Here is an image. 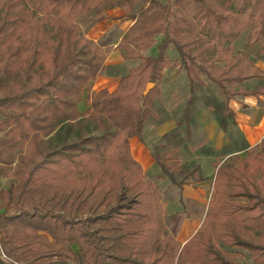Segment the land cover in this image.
I'll use <instances>...</instances> for the list:
<instances>
[{
    "label": "trees",
    "instance_id": "1",
    "mask_svg": "<svg viewBox=\"0 0 264 264\" xmlns=\"http://www.w3.org/2000/svg\"><path fill=\"white\" fill-rule=\"evenodd\" d=\"M171 1L136 10L135 0H0V176L18 180L0 187V264H246L244 252L264 264V139L252 147L243 134L231 136L220 151L198 143V155L215 158L214 193L185 244L168 227L157 185L132 156L129 139L145 143L141 103L152 107L164 69L179 66L169 62L170 48L188 81L178 121L187 132L207 109L229 133L237 117L231 101L264 96L257 65L264 0ZM116 8L133 22L120 46L125 60L139 64L127 72L106 65L108 49L81 35L77 23L92 10ZM244 32L254 55L234 52ZM156 35L163 36L158 53L144 55ZM103 73L118 77V88L101 90L82 115L83 90ZM253 79L257 87L242 86ZM170 136L178 149L175 129L151 156L183 204L185 186L206 178L196 160L181 164L173 156Z\"/></svg>",
    "mask_w": 264,
    "mask_h": 264
},
{
    "label": "rangeland",
    "instance_id": "2",
    "mask_svg": "<svg viewBox=\"0 0 264 264\" xmlns=\"http://www.w3.org/2000/svg\"><path fill=\"white\" fill-rule=\"evenodd\" d=\"M151 0H135L136 10L145 9ZM164 5H171V0H157ZM119 9V8H116ZM110 11V10H109ZM120 16L114 13L97 12L95 10L90 11L84 18L78 20L77 23L80 27L79 33L88 39L103 43L108 49L107 58L105 64L114 67L115 69L127 72L132 67L139 64L137 61H127L124 58L125 49L122 44L123 38L126 36L128 30L133 25V22L127 19L124 12L119 9ZM155 44L149 49L143 51L146 56L156 55L158 53V46L163 40L162 35H156ZM248 40V33L241 34L239 39L234 43V52H249L255 54L254 51L249 50L246 47ZM120 46V47H119ZM137 49V48H136ZM167 58L169 62H177L178 67H166L164 69V77L157 84L155 92L150 94V97L154 99L153 106L148 107L146 103H141L145 110V130L143 132L144 146L150 152L154 144H162L165 142L162 137L165 134L177 129L180 132V143L177 150L176 142L171 139L170 149L173 150V156L177 158L181 164L188 163L192 160H196L202 167L203 176L206 178L203 184L199 183L195 185L196 189L201 188L205 192L213 194V181L215 175V168L213 162L215 158L200 156L197 153L198 143L210 146L213 149L220 151L230 143L231 136L237 138L238 141L241 138V134H244L242 127H250L254 129L258 126L264 129V98H252L246 101L245 98L239 97L236 100L231 101V107L236 111V123L230 122L229 133H224L218 125L216 116L207 109H202L197 115V122L190 127L189 132L187 128L178 127V121L182 117L183 109L186 106V101L189 97L188 81L183 67L180 65V59L177 52L170 48L167 51ZM257 65L264 69V60H257ZM103 76L108 80H112L109 84L103 83L101 78L99 82H91L88 87L83 90L81 102L78 105V110L82 115H86L90 105V100L97 95L100 90L111 91L115 87V83L119 81L118 77L100 74L98 77ZM98 77L96 79H98ZM207 86L210 89L211 94L215 95L219 100H223L219 90L208 80H206ZM260 81L253 79L250 82L244 83L242 86L255 88ZM264 85V83L261 82ZM105 86H107L105 88ZM105 88V89H103ZM264 97V96H263ZM1 118V117H0ZM97 132H94L96 134ZM5 131L0 132V138H3ZM232 140V139H231ZM263 141V140H262ZM240 144V143H239ZM260 145V144H258ZM257 145V146H258ZM137 152V156H140ZM243 155V153H240ZM218 160L225 161L228 156L223 157L220 154L217 157ZM16 162L7 167L8 174L13 173ZM148 179L153 181L161 195L162 201L165 203V210L168 215V227L170 229L177 228L178 233L183 224L188 223L190 215L202 214L204 207L194 201L185 200L183 204L179 202L178 198L175 201H169L170 199L168 190L171 184L163 175V173L153 174V172L145 171ZM18 180L12 177L0 176V187L8 189L12 184H17ZM199 186V187H198ZM177 194V191H176ZM209 196V197H210ZM167 200V201H166ZM1 203V202H0ZM174 214H177V219H171ZM177 233V237H178ZM194 235V234H193ZM75 250L78 249L76 245H73ZM222 249L223 246H221ZM243 262L246 264H253L248 253L244 252Z\"/></svg>",
    "mask_w": 264,
    "mask_h": 264
},
{
    "label": "crops",
    "instance_id": "3",
    "mask_svg": "<svg viewBox=\"0 0 264 264\" xmlns=\"http://www.w3.org/2000/svg\"><path fill=\"white\" fill-rule=\"evenodd\" d=\"M108 13H114L118 16L121 15L119 12V9H112V10L108 11ZM101 78H104V79H101ZM99 79H101L103 83L108 82V84L112 81V80H108L106 77L100 76V77H98V79H96L95 83H97V81L99 82ZM118 85H119V81H117V83H115V86H114L115 88L113 90H111L110 92L115 91L118 88ZM106 87L107 86H105V88ZM105 88H103V89H105ZM252 98H254V97H246L245 100L249 101ZM262 98H264V97H262ZM242 131L244 132L245 137H246L249 145L252 147L260 144L262 142V140L264 139V129L260 126L254 128V129H251L248 126L242 127ZM129 144H130L132 156L134 157L135 160H137L142 165V167L144 168L145 171L151 170L153 172V174L154 173L155 174L161 173L160 168L155 164L150 152L138 140L137 137L130 138ZM137 152H139V154H141V155L137 156ZM201 184H203V183H201ZM195 187L196 186H185L183 196H184L185 200L194 201L196 203L201 204L204 207V212L202 214L190 215V219H189L188 223L186 222V224L182 225V228L180 229V231L178 233V237H177V239L182 244H185L193 236V234H195V232L198 230V228L202 224V222L205 218V215H206V211L208 209V204H209V202L213 196V194H211V196H210V192H205V191L201 190V188L196 189ZM176 191L177 190L173 186H171L169 188V190H168V194L170 197V199H168L169 201H175L176 198H178ZM213 192H214V190H213Z\"/></svg>",
    "mask_w": 264,
    "mask_h": 264
},
{
    "label": "water",
    "instance_id": "4",
    "mask_svg": "<svg viewBox=\"0 0 264 264\" xmlns=\"http://www.w3.org/2000/svg\"><path fill=\"white\" fill-rule=\"evenodd\" d=\"M154 87V84H148L147 87H146V92L145 93H148L152 88Z\"/></svg>",
    "mask_w": 264,
    "mask_h": 264
}]
</instances>
